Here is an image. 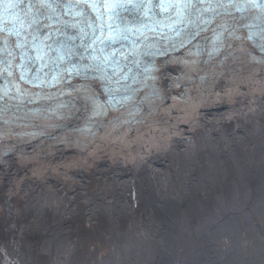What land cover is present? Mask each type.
Instances as JSON below:
<instances>
[{
	"label": "bare ground",
	"instance_id": "1",
	"mask_svg": "<svg viewBox=\"0 0 264 264\" xmlns=\"http://www.w3.org/2000/svg\"><path fill=\"white\" fill-rule=\"evenodd\" d=\"M231 44L160 59L151 111L111 122L93 79L0 123V264H264V55Z\"/></svg>",
	"mask_w": 264,
	"mask_h": 264
},
{
	"label": "rangeland",
	"instance_id": "2",
	"mask_svg": "<svg viewBox=\"0 0 264 264\" xmlns=\"http://www.w3.org/2000/svg\"><path fill=\"white\" fill-rule=\"evenodd\" d=\"M238 93H242V92H240V90H238ZM172 95V94H171ZM215 95H213V97H214ZM217 96H220V98H222L221 99V102L222 101H224L225 100V97H228V96H230L229 94H226V95H224V94H222V95H217ZM233 96V95H232ZM213 99V98H212ZM212 101V100H211ZM208 102H210V101H208ZM182 112V111H181ZM217 122V121H216ZM1 170H3V168H1ZM4 172L6 171V170H3ZM14 184H17L16 182H14V180H12V181H10L9 183H8V186H9V188L10 187H12ZM6 194H8V198L7 197H4V196H2V195H0V196H2L3 198L0 200V206L3 208V214L4 215H7V213H8V215H10V214H13V213H15V210H14V207H13V204L16 202L15 200H12V199H10L9 198V196L11 197V196H14V195H16V193L15 192H13V193H9L8 191L7 192H4L3 193V195H6ZM7 199H9V201H6ZM2 203H5V204H3V205H1ZM9 206L8 208H4L3 206Z\"/></svg>",
	"mask_w": 264,
	"mask_h": 264
},
{
	"label": "snow or ice",
	"instance_id": "3",
	"mask_svg": "<svg viewBox=\"0 0 264 264\" xmlns=\"http://www.w3.org/2000/svg\"><path fill=\"white\" fill-rule=\"evenodd\" d=\"M4 0H0V3H3ZM14 3H13V0H8V3H7V7L10 9L12 7H14Z\"/></svg>",
	"mask_w": 264,
	"mask_h": 264
}]
</instances>
